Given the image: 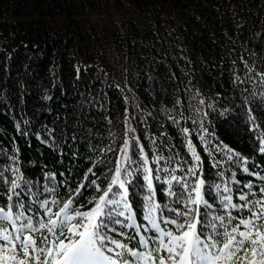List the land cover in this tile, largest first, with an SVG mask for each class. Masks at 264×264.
I'll use <instances>...</instances> for the list:
<instances>
[{
	"label": "trees",
	"instance_id": "1",
	"mask_svg": "<svg viewBox=\"0 0 264 264\" xmlns=\"http://www.w3.org/2000/svg\"><path fill=\"white\" fill-rule=\"evenodd\" d=\"M190 230L264 264V0H0V264H179Z\"/></svg>",
	"mask_w": 264,
	"mask_h": 264
},
{
	"label": "rangeland",
	"instance_id": "2",
	"mask_svg": "<svg viewBox=\"0 0 264 264\" xmlns=\"http://www.w3.org/2000/svg\"><path fill=\"white\" fill-rule=\"evenodd\" d=\"M191 231L192 230L187 231L186 233H184L182 235L184 237H182L181 240L185 243V247H184L185 249L183 248L184 249V253H183V255H181V261H180L179 264H191V261L193 262V264H196L195 261L197 262V264H221V262L218 261V260H214V259L213 260H208L209 259L208 256H205V258L207 260L203 259L200 256H198V258L195 259L194 251L191 252V255L188 254L189 251L191 249H193V246L191 245V240H192ZM80 240H84V236L81 237ZM82 247H83V243H80V241H78L74 245H72L70 248L78 249V251L80 252L79 256L82 258L81 260H83V262L88 260V259H92L90 264H105V260L97 252H95V253L93 252V254L92 253L91 254H89V253L87 254L86 252L82 251ZM2 253L6 255L7 251L6 252L2 251ZM75 259L76 258H74V260Z\"/></svg>",
	"mask_w": 264,
	"mask_h": 264
}]
</instances>
